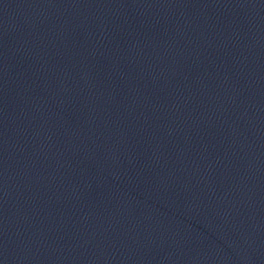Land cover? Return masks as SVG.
Here are the masks:
<instances>
[{"label":"water","instance_id":"1","mask_svg":"<svg viewBox=\"0 0 264 264\" xmlns=\"http://www.w3.org/2000/svg\"><path fill=\"white\" fill-rule=\"evenodd\" d=\"M0 264H264V0H0Z\"/></svg>","mask_w":264,"mask_h":264}]
</instances>
